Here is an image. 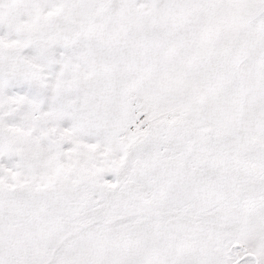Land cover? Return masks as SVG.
Returning <instances> with one entry per match:
<instances>
[{
  "label": "snow or ice",
  "instance_id": "1",
  "mask_svg": "<svg viewBox=\"0 0 264 264\" xmlns=\"http://www.w3.org/2000/svg\"><path fill=\"white\" fill-rule=\"evenodd\" d=\"M0 264H264V0H0Z\"/></svg>",
  "mask_w": 264,
  "mask_h": 264
}]
</instances>
